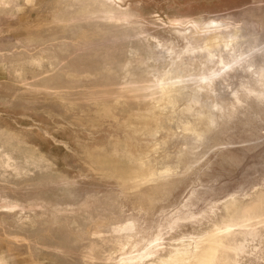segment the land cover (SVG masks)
I'll use <instances>...</instances> for the list:
<instances>
[{
	"label": "rangeland",
	"instance_id": "1",
	"mask_svg": "<svg viewBox=\"0 0 264 264\" xmlns=\"http://www.w3.org/2000/svg\"><path fill=\"white\" fill-rule=\"evenodd\" d=\"M208 247L264 264V0H0V264Z\"/></svg>",
	"mask_w": 264,
	"mask_h": 264
},
{
	"label": "bare ground",
	"instance_id": "2",
	"mask_svg": "<svg viewBox=\"0 0 264 264\" xmlns=\"http://www.w3.org/2000/svg\"><path fill=\"white\" fill-rule=\"evenodd\" d=\"M212 248V247H211ZM210 247H208L201 255L200 257V263L201 264H212L213 262V254L214 252L211 250ZM215 249V248H212ZM215 255V254H214ZM214 263V262H213Z\"/></svg>",
	"mask_w": 264,
	"mask_h": 264
}]
</instances>
